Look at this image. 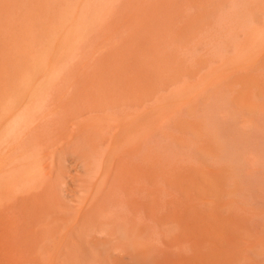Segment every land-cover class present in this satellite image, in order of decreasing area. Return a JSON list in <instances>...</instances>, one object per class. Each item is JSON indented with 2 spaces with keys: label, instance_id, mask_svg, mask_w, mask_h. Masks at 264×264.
<instances>
[{
  "label": "rangeland",
  "instance_id": "374dc122",
  "mask_svg": "<svg viewBox=\"0 0 264 264\" xmlns=\"http://www.w3.org/2000/svg\"><path fill=\"white\" fill-rule=\"evenodd\" d=\"M159 263L264 264V0H0V264Z\"/></svg>",
  "mask_w": 264,
  "mask_h": 264
},
{
  "label": "bare ground",
  "instance_id": "6f19581e",
  "mask_svg": "<svg viewBox=\"0 0 264 264\" xmlns=\"http://www.w3.org/2000/svg\"><path fill=\"white\" fill-rule=\"evenodd\" d=\"M86 4V3H85ZM83 10V9H82ZM85 11V10H84ZM89 14V13H88ZM76 15V14H75ZM70 20V19H69ZM149 214V213H148ZM147 216H149L150 218H152L153 219V217H154V215H147ZM156 220H157V218H156ZM156 220L154 221V222H156ZM116 225V224H115ZM113 233H114V231H113ZM112 235V234H111ZM100 254V253H99ZM101 255V254H100ZM101 260V259H100ZM94 261H97V260H94ZM105 262H106V260H105ZM159 264H162V263H159Z\"/></svg>",
  "mask_w": 264,
  "mask_h": 264
}]
</instances>
